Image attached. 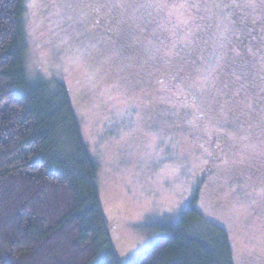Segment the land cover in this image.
<instances>
[{
	"label": "rangeland",
	"instance_id": "obj_1",
	"mask_svg": "<svg viewBox=\"0 0 264 264\" xmlns=\"http://www.w3.org/2000/svg\"><path fill=\"white\" fill-rule=\"evenodd\" d=\"M263 13L264 0H24L27 80L67 88L117 264L138 261L193 200L212 135L224 152L210 151L197 207L227 233L233 264H264ZM173 78L206 123L160 96Z\"/></svg>",
	"mask_w": 264,
	"mask_h": 264
},
{
	"label": "trees",
	"instance_id": "obj_2",
	"mask_svg": "<svg viewBox=\"0 0 264 264\" xmlns=\"http://www.w3.org/2000/svg\"><path fill=\"white\" fill-rule=\"evenodd\" d=\"M23 3L0 0V264H117L67 88L27 80ZM192 199L133 264H233L227 233Z\"/></svg>",
	"mask_w": 264,
	"mask_h": 264
},
{
	"label": "flooded vegetation",
	"instance_id": "obj_3",
	"mask_svg": "<svg viewBox=\"0 0 264 264\" xmlns=\"http://www.w3.org/2000/svg\"><path fill=\"white\" fill-rule=\"evenodd\" d=\"M206 21L203 24V28H207L208 24L210 23L209 18H204ZM107 22L102 19L101 23L98 25L100 26V28H104L106 26ZM260 27H259V32L264 30V13L260 16ZM253 39L258 38V34L254 35L252 37ZM178 79V78H177ZM163 80L162 83L166 82L167 84H172V82L174 83L173 86H163V91L161 92L160 96H163L164 98L168 99L170 98L171 100H174L176 107L179 106H184V107H188L190 110L193 111V118L201 123L203 122H207V116L204 112L201 111V108L198 105L197 100L192 96L193 94H191L186 88V86L182 83L181 84L178 82V80L176 81L175 78H173L172 80ZM175 81V82H174ZM179 87V88H177ZM167 88H170L172 90V93H165V90ZM152 104V103H148L145 104V107L148 108V106ZM202 144L203 147L205 149V152H207V157L205 156V158L207 159V164H205L203 167H201L198 171V177L196 181V185L194 188V192L192 193V197H196V194L198 192V188L201 187L205 182H207L208 177L210 176V163H213V161L210 160V151H213V149H217V152L223 153L224 152V147L221 141L220 137H215L214 135L212 136H208V137H204L202 139ZM215 145V146H214ZM214 157V156H213ZM211 156V158H213ZM259 174V172H257ZM263 181L264 178L260 177Z\"/></svg>",
	"mask_w": 264,
	"mask_h": 264
}]
</instances>
